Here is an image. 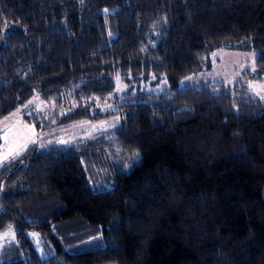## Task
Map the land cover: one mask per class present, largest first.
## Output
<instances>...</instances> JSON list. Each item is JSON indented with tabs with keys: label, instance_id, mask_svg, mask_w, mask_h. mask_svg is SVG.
Listing matches in <instances>:
<instances>
[{
	"label": "trees",
	"instance_id": "trees-1",
	"mask_svg": "<svg viewBox=\"0 0 264 264\" xmlns=\"http://www.w3.org/2000/svg\"><path fill=\"white\" fill-rule=\"evenodd\" d=\"M237 47L264 0H0V120L65 139L0 166V264H264V101L177 87Z\"/></svg>",
	"mask_w": 264,
	"mask_h": 264
},
{
	"label": "rangeland",
	"instance_id": "rangeland-1",
	"mask_svg": "<svg viewBox=\"0 0 264 264\" xmlns=\"http://www.w3.org/2000/svg\"><path fill=\"white\" fill-rule=\"evenodd\" d=\"M254 54L249 53L248 50L237 47L231 50H216L209 55V68L205 72L197 73L180 79L177 82L178 88L184 87H198L213 84H223L231 86L240 82L246 86L251 97L258 98L264 101V81L258 79L254 70ZM145 88L154 89L148 85ZM156 90V89H155ZM31 107L33 110H42L45 105L31 100L25 108ZM22 111V110H21ZM7 125L11 131L8 132L9 140L7 144L3 139L4 128ZM86 125V126H84ZM78 125L76 128L72 127L68 134H73L75 131H89L87 124ZM99 126L105 123L98 124ZM65 132V131H64ZM63 133V132H62ZM53 135V137H50ZM62 135L55 134V132L39 135L36 131L21 119V112L16 111L0 120V166L11 160L16 156V152L20 153L26 148L36 145L38 147L45 146L52 142L64 143ZM9 149H12V154L7 155ZM7 155V158L5 156ZM264 196V191H263ZM11 237L10 232L6 231L0 233V246L4 240Z\"/></svg>",
	"mask_w": 264,
	"mask_h": 264
},
{
	"label": "snow or ice",
	"instance_id": "snow-or-ice-1",
	"mask_svg": "<svg viewBox=\"0 0 264 264\" xmlns=\"http://www.w3.org/2000/svg\"><path fill=\"white\" fill-rule=\"evenodd\" d=\"M9 131H11V129L7 125H5L3 139L5 140V143L6 144H7L8 140H9V136H8V132ZM12 151H13L12 149H9V152H8L7 155H11L12 154ZM15 154L18 155L19 153L16 152ZM7 155L5 156V158H7Z\"/></svg>",
	"mask_w": 264,
	"mask_h": 264
}]
</instances>
